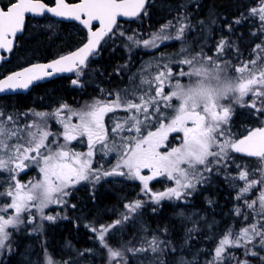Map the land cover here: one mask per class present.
Returning a JSON list of instances; mask_svg holds the SVG:
<instances>
[{"label": "snow or ice", "instance_id": "obj_1", "mask_svg": "<svg viewBox=\"0 0 264 264\" xmlns=\"http://www.w3.org/2000/svg\"><path fill=\"white\" fill-rule=\"evenodd\" d=\"M144 8L145 0H79L75 4L66 3V0H55L54 7H47L41 0H9L7 6L0 8V58H3V52H12L13 38L22 31L27 13L34 16L51 13L55 17L78 21L88 29L89 36L87 42L75 52L49 64L28 67L0 80V92L26 89L34 80L53 73L72 72L76 69L82 71L101 41L109 33L115 34L113 28L117 25V17L133 18ZM250 15L257 17L264 28V0H260L259 7L250 10ZM93 21H98L100 25L96 31L92 30ZM235 23L239 24L240 20ZM177 25L179 27L174 35L167 31L169 27H176L169 21L149 39H136L135 43L143 44L145 48H157L164 41L182 40L188 27L186 17H178ZM127 39L132 41L134 38L129 36ZM225 47L226 42L221 40L216 48L217 60ZM182 51H186L183 46ZM217 60L202 52L189 54L175 63L187 65L191 70L181 69L178 73L169 64L163 65V70L157 65L155 74L149 72L142 76L141 85L146 84L149 87L139 89L141 95L137 96L138 89L134 88L130 93H118L114 100H96L80 111H71L67 119L61 117V111L67 108V105H62L53 115L63 126V144L58 140H49L53 133L47 130L46 121L44 124L29 123L21 128L17 126L14 117L3 118V113H0V172L7 173V180L10 181L6 191L0 192V197L7 196L10 199V202L0 206V254L12 251V232L9 229L18 228L23 223L22 213H31L35 208L42 218L53 220L54 217L44 214V209L51 204L65 203L63 197L69 194L66 189L89 180L90 177L99 181L101 176L120 175L137 180L143 186L144 193L150 196L153 203L158 204L165 199L186 198L191 194L186 190H194L202 179L198 166H203L204 171H211L209 164L228 161L231 159L230 151L258 158L264 163V127L250 131L243 139H229L223 126L229 123L231 109L221 103L229 94H234L232 99L242 106L249 93L257 99L264 97V70L249 69L245 64L235 70L247 75L230 79L227 67H221ZM224 63L227 65L226 61ZM250 63L255 65L256 61L252 60ZM79 74L78 71L77 76ZM176 75L189 77L188 84L182 85L177 81L172 85L170 94H166V85ZM72 83L76 85L78 80L74 79ZM153 90L154 95H150ZM173 100L178 101V105ZM247 106L264 113V101L258 107L257 100L254 99ZM117 110L127 112L128 115L122 119L115 118L117 122L111 128L110 135L106 129L105 117ZM34 115L44 120L46 114ZM73 117H77L79 123H71ZM153 119L158 127L147 131L145 135V122ZM26 129H30L27 131V138L24 135ZM122 132L133 135L121 136L117 144L116 136ZM172 133L182 134L180 145L161 151L168 146ZM78 138L87 139L86 153L76 152L68 147ZM110 140L112 143H109ZM97 152H102L105 156L113 152L117 154L116 164L110 171L93 167V158ZM209 157L214 159L210 161ZM32 164L39 168L42 178L29 182L28 185L22 184L18 176ZM143 169H148L150 175H142ZM261 171L259 180H249V173L245 170L239 172V179L245 181V187L237 199L248 193L257 183L264 184V170ZM158 177H166L174 182L175 187H169L164 192H152L149 182ZM258 202V209L255 207L256 201L248 203L247 207L255 213L253 219L260 217L264 221V190L261 191ZM140 207V201L125 205L128 212H135ZM237 213L239 214V209ZM123 219H129L127 214ZM121 223V220H117L112 225L101 226L100 229L88 226L97 234L101 246L108 249L109 264L124 262L125 253L113 248L106 239L111 229ZM257 245L264 247V222L259 226L256 223L249 224L238 234L229 230L215 248L214 261L211 264H224L225 255L230 248H243L245 257L255 256L257 253L254 249ZM168 246L166 239L153 236L148 242V248H128L127 251L135 253L150 249L153 253L162 254ZM48 264H52V261L49 260ZM236 264L249 262L247 259H237Z\"/></svg>", "mask_w": 264, "mask_h": 264}, {"label": "trees", "instance_id": "obj_2", "mask_svg": "<svg viewBox=\"0 0 264 264\" xmlns=\"http://www.w3.org/2000/svg\"><path fill=\"white\" fill-rule=\"evenodd\" d=\"M154 4L161 9L155 16L156 25L164 22L162 18L166 17L168 9L178 6L176 0H156ZM258 4H260V0H198L195 4L201 8L203 14L206 12L204 22L208 29L214 32L217 39L222 38L226 42L227 55H225L234 66L242 63L250 64L251 59L258 56L257 70H264V28L261 27L258 18L251 19L249 16L250 9ZM236 20H240V23H235ZM57 35L60 34L52 36L48 32L45 35L40 27L27 29L15 55L21 61L28 63L35 58H45L50 53L67 47L66 45L73 41L72 36H67L65 33L61 34L63 38L58 41L59 39L55 38ZM27 37L31 39L25 41ZM257 45H260V48H257ZM225 61L228 62L223 60V63ZM117 64L115 61H109L107 66L105 64L101 66L103 70L113 66V87L121 86L119 82L123 78L121 74H114ZM97 78L103 77L97 74ZM34 91L38 101L49 95L53 98L52 100L64 98L66 102H69L68 99L74 93L63 82L47 87L40 85ZM47 101L48 99H45V102ZM261 101H264V97L257 99L260 106ZM29 102L30 100L26 98L19 100L22 105H27ZM0 104H2L1 101ZM6 104L8 106V101ZM256 113L258 116L252 117L253 120L249 117L244 120V123L251 126L249 129L262 125L264 113ZM240 114L246 117L249 113L246 110L238 111L236 113L237 122L243 121ZM235 156L242 160L241 162L259 161L258 159ZM87 189L77 190L72 194V197L68 198L72 203L78 199L81 200L80 215L82 218L75 217L72 206L66 207L64 209L67 214L66 219L46 224L40 238L19 237L15 242L16 251L6 256L0 264H44L45 250L55 264H107L109 261L108 252L99 244L94 245L95 236L88 226L90 223L97 225V223L105 221L106 224H114L117 220L122 221L121 227L118 228L115 235H107L106 239L113 248L125 253L123 264H211L214 261V250L220 239L229 230H233L234 233L243 227L244 224L239 218L247 210L246 205L242 203L244 200L237 199L236 206L239 208L240 215L236 218L233 217L227 202L234 200L241 186L239 189L233 188L232 183L228 184L227 180L214 177H211L209 186L202 187L189 198L190 202L185 206L165 202L145 207L140 222H136L134 219H123L125 215L123 203L132 200L136 194L133 187H111L109 190L95 189L93 191ZM196 213H198L197 216ZM179 215H184V217ZM191 215L193 219H190ZM201 215L203 216L202 220H200ZM93 219L97 221H92ZM153 236H158L169 242V246L162 254L153 253L150 249L135 253L127 251L128 248H148V242ZM38 243L41 245L43 243L44 247L38 248L36 246ZM91 247L96 248L95 252L90 251ZM227 253L224 264H236L237 259H247L249 264H264L263 253L247 257L235 249H228Z\"/></svg>", "mask_w": 264, "mask_h": 264}, {"label": "rangeland", "instance_id": "obj_3", "mask_svg": "<svg viewBox=\"0 0 264 264\" xmlns=\"http://www.w3.org/2000/svg\"><path fill=\"white\" fill-rule=\"evenodd\" d=\"M176 1L178 2V6H184L187 8L190 7L191 5H195L198 2V0H176ZM259 6H260V4H258L256 7H259ZM173 8L171 7L170 9H173ZM205 16H206V12L202 15L203 19L201 18L200 21L204 22ZM249 16L251 17V19L257 18V17L250 15V11H249ZM178 17H185V15L176 16L175 19H173V17H172L171 19L165 20L163 23H161L159 25H155L154 27L150 26V27L142 28L143 26L137 27L136 25L129 27L126 34L123 35V38L117 39L118 44L115 43L114 47L119 46L125 51V54H124L125 61H118L117 62L118 64L116 65V69L119 70L120 71L119 73L122 74L121 75V76H123L122 80L124 81V84L126 86H121L119 88L114 87V89L111 92V95H112L111 100H114L118 93L119 94L130 93L134 88L138 89L137 92H141V91H139V89H142V87H143V89L145 87L148 88L149 86L146 84L141 85V78L143 75H146L149 72L155 74L157 72V65H159V68L161 70H163V65L169 64V66L173 70H177L180 67H183V68H185L184 70L190 71L191 69L189 68V66L179 65L178 63H175V61H178L179 59L186 56L185 54H187V52L189 51L190 44L192 47L195 43L201 44V46H199L202 49L200 52H202L205 56H211L213 58V60H217L216 48H217V45L219 44V42L223 39L222 38L217 39V37H215V34L212 35V30L208 29L207 26L204 27L201 34L198 33V36H197V31H195V34L193 36V40H191L192 39L191 36L193 34H191L190 30L188 29L189 28V26H188L185 29V33H184L182 40L164 41V42L160 43L159 47H157V48H145L143 46V44L137 45L135 43L136 39H139L141 41L145 40V39H149L153 33L158 32L161 29V27L163 25H167L169 23V21H171L172 24L175 25L176 27H169L167 29V31L174 35L176 32V28L179 27V25H177L175 22V21H177ZM129 36L133 37L134 39L132 41L128 40L127 37H129ZM195 37H197L199 39L196 42L194 41ZM175 42H178L179 44H177L173 48L172 44H174ZM188 42L190 43L189 46H188ZM214 44H215V47H214ZM182 46L184 49H186V51H182ZM209 48H210V51H209ZM252 51H254V50L252 49ZM225 54H226V50L224 48V52L219 55V60H217V62L221 64V67H227V73H228V77L230 79H238L241 75H247V73L241 74V73L236 72V70H235L236 67H242L245 64H247L249 69L257 70L256 64L253 65L252 63H250V64L249 63H242V64H238V65L234 66L232 64V61L229 60V58H226ZM254 57L255 58H252L251 61L255 60L257 62L258 56H254ZM170 60L173 62L169 63ZM223 60L228 61L227 65H225V63H223ZM188 80H189V78H188ZM126 81L128 83H126ZM180 83L182 85H184L182 82H180ZM169 86H170V83H169ZM151 93L154 94V90ZM151 93H150V95H151ZM98 95H100V94H98ZM233 95L234 94H229V96L226 99L221 101V103L223 105L228 106L231 109V115L229 118V123L224 125L223 128L225 129L226 135L228 136L229 139L237 140V139L243 138L247 134L249 127H251V126H249V124L244 123L245 122L244 120H246L248 117L252 119V117L258 116L256 113L257 111L254 108L247 106L252 100H254V99L257 100V98L252 96L251 93H249V95L244 98V105L242 106L241 104L234 102V100L232 99ZM96 100H99V99H96ZM96 100H92L91 102L84 101L81 104V107H79L80 108L79 111L84 109L85 106L93 104ZM135 102H137V101H135ZM172 102L176 105H178V103H179L178 101H175V100H173ZM257 106L260 107V104L257 103ZM59 109H61V107ZM35 110H39V109H33V111H29L28 113L25 114L26 116H23V118H26L29 116L28 117V119H29L31 114L40 113V112L35 111ZM241 110H246L247 113H249V114L246 117L242 116V114H240V117L242 118L243 121L237 122L236 121V118H237L236 113L238 111H241ZM4 111L8 113L9 109L4 110ZM71 111L72 110L67 107L61 112L68 115ZM7 113H3V118H6ZM115 113H116L115 118L119 117L121 119L128 115L127 112H123L120 110H117ZM112 116H114V115H112ZM54 118H55V121H57L56 116H53V118H50V120L54 121ZM28 119H25V120L27 121ZM45 121H46L47 130H49L48 126H50V123L48 122L47 117H44V120H41L39 117L35 116L34 119L32 120V122L28 121V124L33 123V122H35L37 124H44ZM115 124H116V122H114L113 125L115 126ZM156 124H157V122L155 119H153L151 122H145L144 134L146 135L147 131L155 130L156 126H158V124L157 125ZM261 124L264 126V118L261 121ZM262 125H260V126H262ZM27 131H30V129H28V130L26 129V131L24 133L25 138H27ZM125 135H133V133H124V132L119 133V135L116 136L115 142L118 144L120 142V137L125 136ZM83 139L84 140H82V142H81L82 145L80 146V148H78L77 152L86 153L88 151L87 139L86 138H83ZM181 141H182V134L172 133L169 136L168 146H166L164 149H161V151H168V150H170V147L179 146ZM23 142L24 141H21V143H23ZM59 143L63 144V143H65V141L59 142ZM109 143H112V141L110 140ZM68 147L72 148L71 145H68ZM97 147H99V145ZM229 155H230L231 159H229L226 162H222L220 164L210 163L209 167L212 169L211 171H204L203 166H198L200 168V174L202 176V179L200 180L199 183L196 184V187L194 190H192V189L186 190V191L191 193L186 198H182L180 200H176L175 198H173L171 200L165 199V200H162L158 204L169 202V203H173V204L176 203L178 205L185 206L186 204H188L190 202L189 198L192 197L194 194H196L202 187H204V188L208 187L211 177H214L216 179L227 180L228 184L232 183L233 188L239 189L241 186V189L239 190V192L234 197V200H233L234 202L233 201L227 202L229 205L230 213L233 215V217L236 218L238 215H240V211H239V214L237 213V210L239 209L236 206L237 196L240 195L241 190L245 187V181L239 179L240 170H245L249 173V175H248L249 180H253V179L259 180L262 176L261 170H264V163H262L260 161H255L253 163H251L249 161L241 162L242 160L237 159L235 156L238 154L231 152V151L229 152ZM213 159H214L213 157H209L210 161H212ZM116 160H117V154L115 152L109 154L108 156H105L102 152H97L93 158V167L94 168H101L102 167L103 171H110L114 167V165L116 164ZM225 163L227 164V166H225ZM30 167H34V165H31ZM235 169H236V171H235ZM141 174L142 175H150V172L148 169H143ZM7 176H8L7 173L0 172V192L6 191V189L8 187V183H10V181L7 180ZM41 178H42V176L39 172V168L37 167V168H35V171L31 175V181L30 182H36L38 179H41ZM28 184H29V182L26 185H28ZM109 187L110 188L111 187H119V188L120 187L121 188L133 187V189L135 190L136 194H135V196L132 197V200H129L128 202L123 203L124 207L126 204H132V203H135L137 201H140L142 204V207L138 208L135 212H128V210L125 208L123 213L127 214V216L129 217L130 220L134 219V220H136V222L137 221L140 222L142 220V216H141L142 211L145 207H147L149 205H151V206L158 205L157 203H153L150 199V196L146 195L144 193L143 186L137 180L128 179L126 176H120V175L101 176L99 181H96L94 179V177H90L89 180L81 181L79 184H76L75 186L69 187L68 189H66V191L69 194L63 197V200L65 201V203H63V204H51L47 208L44 209V214L46 216L54 217L53 220H48V219L42 218L40 213L37 212L35 208H33L31 210V213H29V212L22 213L23 223L20 224L18 226V228L9 229V231L12 232V236L10 239V242L12 244V251L10 253L4 252V253L0 254V262L6 256L11 255L13 252L16 251L15 242L19 237L25 238V239H34L35 237H36V239H37V237L40 238V235H42V233L46 227V224H48V223L53 224V223H56L59 219H66L67 214H66V210H64L66 207L72 206V210L74 211L75 217L82 218L81 217L82 215H80V211L82 209V206H80L81 200L78 199V201H74L72 203L68 199V198L72 197L73 196L72 194L75 193L77 190H80V189L85 190L87 188H88L87 190H89V191H93L95 189L109 190L110 189ZM149 187H150L152 192L159 193V192L166 191L169 187H175V184H174V182L167 180L166 177H158L157 179H154V180L149 182ZM262 190H264V184L257 183V185L254 188L250 189L248 193H245L243 196L240 197V199L244 200L242 203L244 205H246V209H247L244 212V214L242 215V217L239 218L241 223L244 224L243 227H246L249 224H253V223H256L259 226V224L261 222H264V221L260 220V217H256V219H253V216L255 215V213L253 212L252 209H249L247 207L248 203H251L252 201H256L257 203H256L255 207L257 209L259 208L258 197L260 196V193ZM7 202H10L9 197H7V196L0 197V206H4ZM10 212H11V210H10ZM225 214H227V213H225ZM197 215H198V213H196V216ZM179 216L184 217V215H179ZM190 219H193L192 215L190 216ZM202 219H203V216L201 215L200 220H202ZM29 220H31L32 222L29 223L28 222ZM92 221H97V220L93 219ZM105 222L97 223V225H95V223H90L89 226L95 227L96 229H100L101 226L112 225V224H106ZM191 223H193V221ZM120 227H121L120 224L116 225V227L112 228L111 231L107 235H115L118 228H120ZM206 227H208V226L206 225ZM88 229L90 230V227H88ZM240 230H238L237 232H234V233L238 234L240 232ZM91 233L95 236L94 245L96 246L97 244H99V246L102 247L98 238H97V234L93 231H91ZM36 246L40 249H42L44 247L43 243H42V245L38 243ZM230 249L239 250L242 253H244L243 248H230ZM95 250H96V248H94V249H93V247L90 248V251L95 252ZM105 250H107V252H108L107 248H105ZM254 250L256 251L257 254H259V253L264 254V247H260L257 245ZM46 251L47 250L44 251V253H45V258H44L45 263L44 264H48L49 260L52 261V259L50 258V256L48 255V253ZM262 256H264V255H262ZM52 264H55V263L52 262ZM107 264H109V261Z\"/></svg>", "mask_w": 264, "mask_h": 264}, {"label": "flooded vegetation", "instance_id": "obj_4", "mask_svg": "<svg viewBox=\"0 0 264 264\" xmlns=\"http://www.w3.org/2000/svg\"><path fill=\"white\" fill-rule=\"evenodd\" d=\"M41 2L45 3V5L48 7L55 6V0H41ZM78 2L79 0H66V3H69V4H75ZM155 2L156 0H148V3L145 6L144 10L134 20L128 21L124 19H120V20L118 19L117 25L114 26L113 28V32L115 34L113 35L112 33H109V35L106 36L101 41L96 52L89 56L86 62V66L83 68L82 71L80 69H76L73 72L65 76H61L55 79L48 80L44 83L33 86L27 93H24V94L0 96V101L2 103L0 104L1 105L0 113H7L4 110L9 109L6 118L8 116L14 117L17 121V126L24 128L28 124V121L32 122L35 115L31 114L29 119H28L29 116L26 118H23V116H26L25 114L28 113L29 111H33V109H39L40 111L39 110H35V111H38L40 113H45L46 114L45 117H47V120L50 123V126H48V128H49V131L53 133V135L50 136L49 139L58 140L59 142H63L64 141L63 140L64 129H63L62 124H60L58 120L55 121V118H54V121L50 120V118H53V116H55L53 114L62 105H67V107L71 109L72 111H79L80 109L79 107H81V104L84 101L91 102L92 100H96V99H99L102 101L111 100V97H112L111 92L114 89L113 87L114 83L112 80L113 66L106 67L105 70H103L101 66H103V64L107 66L109 61H115V62L125 61V57H124L125 51L119 46L118 47H114V46H115V43H117V39L123 38V35H121V33H124L125 35L129 27L136 25L137 27L143 26L142 28H145V27H150V26L154 27L156 25L157 19L155 18V16L157 15V13L160 12L161 9L159 6L154 4ZM8 4H9V0H0L1 8H4ZM183 15H185L186 17V23L189 26L188 29L190 30L191 34H193L191 36L192 38L191 40H193L195 31H197V36H198V33L201 34L202 30L206 26L205 22L199 20L200 18H202V15H203L201 8H198L196 5H191L188 8L184 6H175L173 9H168V13L165 15L166 17L162 19H164L165 21V20L171 19L172 17L173 19H175L176 16H183ZM175 22L177 24V21ZM37 27H40L43 30V33L45 35L48 32L50 33V35L52 34V36H54L57 33L60 34L55 37L57 38L56 40L59 39L58 41L62 40L63 38L62 35L64 33L67 36H72L73 41H71L69 45H66L67 47H62L60 50L50 53V55H48L45 58H41V59L35 58L28 63L21 61L15 55V53L16 51H18L17 49L20 48L21 46L22 37L26 33L27 29L30 30L32 28H37ZM99 27H100L99 23H96L93 21L92 30L96 31L99 29ZM212 34H214V32H212ZM88 36H89L88 29H85L83 25H81L79 22L63 21L54 16H50L48 14H45L41 18L27 17L25 28H24V33L22 34V36L17 38L16 46L14 50L12 51V53L9 55V59L0 65V79L11 73L17 72L18 70L26 66H29L31 64L49 63L64 55H68L72 52H75L78 48L82 47L87 42ZM30 39L31 38L27 37L25 41H29ZM198 40L199 39L195 37L194 41L196 42ZM177 44L179 43L175 42L174 44H172L173 48ZM189 44L190 43L188 42V46ZM199 46H201V44L199 43H195L193 47L190 44L189 51L185 55L186 56L189 54L195 55L196 53H199L202 50ZM181 69H185V68L180 67L179 69L174 70V72L177 71L176 73H178ZM114 70H115V74L117 75L121 74L119 73L120 72L119 70L117 69H114ZM78 71L80 73L79 76H77ZM97 74H99L103 78L98 79ZM188 78L187 76L180 77L176 75L174 79L169 82L170 86H169V83L166 85V88H165L166 94H170V92L172 91V85L177 81L182 82L184 85L188 84L189 82ZM74 79L78 80V83L76 85H73L72 83V80ZM60 82H63L69 90L74 91V93L68 99L69 102H66L64 98H61L58 100H52L53 98H51L49 95H46L42 99L39 98L41 99L40 101L37 100L35 96V91H34L35 88H37L40 85H46L47 87L48 85H51V84L54 85ZM119 83H121V86H126L123 80H121V82ZM126 83L128 82L126 81ZM121 86L116 85V88H119ZM144 89H146V87ZM141 94L142 92L136 93V95L138 96ZM151 95H154V94L151 93ZM21 98L29 99L30 105L20 104L19 100ZM6 99L8 101V106L6 104L7 103ZM45 99H48V101L45 102ZM49 99H51V101H49ZM20 107H22V109H20ZM168 111L170 112L171 110H168ZM115 112L108 113L107 116L105 117L106 129L109 131L110 134H111V128L114 127L113 125L114 122H117V120L115 119V115H116ZM68 115L61 112V117L65 119H67ZM25 119H28V120L26 121ZM71 123H79L78 118L73 117L71 120ZM82 140L84 139L78 138L77 140L72 141L70 145L73 151L77 152L78 148H80V146L82 145L81 144ZM32 165H34V167H29L28 169L25 170V172H21L19 174L18 180L22 184H27L28 182L31 181V175L35 171V168H37L35 164H32Z\"/></svg>", "mask_w": 264, "mask_h": 264}, {"label": "water", "instance_id": "obj_5", "mask_svg": "<svg viewBox=\"0 0 264 264\" xmlns=\"http://www.w3.org/2000/svg\"><path fill=\"white\" fill-rule=\"evenodd\" d=\"M147 3H148V0H145V6L147 5ZM47 7H48V6H47ZM0 8H1V6H0ZM143 10H144V9H143ZM143 10H141V12H142ZM45 14H48V15H50V16H53L51 13H45ZM45 14H44V15H45ZM44 15H41V16H34V15L30 14V13H27V14H25V24H26L27 17L41 18V17H43ZM139 15H140V14H139ZM139 15H138V16H139ZM138 16L133 17V18H128V17H117V20H118V19H119V20H120V19H124V20L131 21V20H134L135 18H137ZM54 17H55V16H54ZM56 18H58V19H60V20H63V21H74V20H67V19L60 18V17H56ZM75 22H78V21H75ZM94 22L99 23L98 21H94ZM25 24H24V27H23L22 31L19 32V33H17L16 37L13 38V44H14V46H13V50H14V48H15V46H16V40H17V38L20 37V36H22V34L24 33ZM98 46H99V45H98ZM98 46H97V48H98ZM13 50H12V51H13ZM10 54H11V52H10V53H8V52H3V53H2L3 58H0V65H1L3 62H6V61L9 59V55H10ZM53 61H55V60H53ZM53 61H51V62H49V63H52ZM49 63H34V64H31V65H29V66H26V67H24V68H22V69H20V70H18V71H22V70H24V69H26V68H28V67H32V66L37 65V64H49ZM18 71H17V72H18ZM47 71L51 72V69H48ZM72 72H73V71H72ZM14 73H16V72H14ZM14 73H11V74H14ZM69 73H71V72H58V73H53L52 75H46V76H43L41 79L34 80L31 84H29L28 88H26V89L19 88V89H15V90H5V91H3V92H0V96L15 95V94H24V93H27V92H28L33 86H36V85L41 84V83H44V82H46V81H48V80H51V79H55V78H58V77H61V76H65V75H67V74H69ZM11 74H9V75H11ZM9 75H7V76H9ZM7 76L1 78L0 80L5 79ZM262 127H264V126H262ZM257 128H261V127H257ZM254 129H256V128H254ZM254 129H252V130H254ZM252 130H250V131H252ZM250 131H249V132H250ZM249 132H248L245 136H247V135L249 134ZM245 136H244V137H245ZM244 137H243V138H244ZM243 138H241V139H243ZM237 154H238L239 156H241V157H244V158H255V157H247V156H245V155H243V154H241V153H237Z\"/></svg>", "mask_w": 264, "mask_h": 264}, {"label": "bare ground", "instance_id": "obj_6", "mask_svg": "<svg viewBox=\"0 0 264 264\" xmlns=\"http://www.w3.org/2000/svg\"><path fill=\"white\" fill-rule=\"evenodd\" d=\"M45 104V103H44ZM28 105V104H27ZM30 105V104H29ZM14 106V105H13ZM32 106V105H31ZM43 106V105H42ZM15 107V106H14ZM20 109H22V107H20ZM25 109V108H24Z\"/></svg>", "mask_w": 264, "mask_h": 264}]
</instances>
